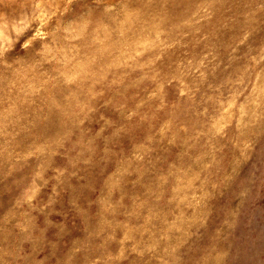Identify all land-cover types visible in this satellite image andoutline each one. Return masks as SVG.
<instances>
[{
    "label": "rangeland",
    "instance_id": "rangeland-1",
    "mask_svg": "<svg viewBox=\"0 0 264 264\" xmlns=\"http://www.w3.org/2000/svg\"><path fill=\"white\" fill-rule=\"evenodd\" d=\"M0 264H264V0H0Z\"/></svg>",
    "mask_w": 264,
    "mask_h": 264
}]
</instances>
